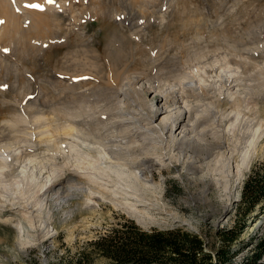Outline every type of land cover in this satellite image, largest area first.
Here are the masks:
<instances>
[{"label": "rangeland", "instance_id": "obj_1", "mask_svg": "<svg viewBox=\"0 0 264 264\" xmlns=\"http://www.w3.org/2000/svg\"><path fill=\"white\" fill-rule=\"evenodd\" d=\"M132 3L136 8L125 9V4L133 6ZM145 3V0H55L50 10L38 9L44 16L37 22L38 28L28 29L27 38L11 37L13 41L0 38V126H7V120L22 110L21 105L31 101H38L39 107L51 110V106H61L62 101L71 98H85L89 103L113 98L112 106L120 119L132 128L145 130L135 143L138 151L144 149L138 153L140 160L147 154L163 166L160 171L155 165L154 180L159 185L151 187L144 185L138 176L146 168L138 165V161L131 166L133 173L123 162L108 163L144 199L138 201L141 205L137 208L149 210L150 217L145 222H140L133 211L111 198L114 182L109 184L104 196L89 194L87 186L77 189L79 184H75L83 173L66 171L62 180L71 190L62 199L52 197L54 216L49 234L36 223L39 228L32 232L36 234L35 239L21 250L14 224L3 221L6 215L17 213L5 210L0 214V264H52L75 258L84 249L90 252L91 264H107L108 259L91 249L89 241L126 218L134 219L143 227L184 225L200 232L212 244H218L215 228L233 222L235 205L249 171L239 175L238 162L251 156V163L264 158V134L256 145L251 144L256 120L253 126L249 125L252 127L237 121L236 135L228 133L232 121L229 118L218 132L209 128V134L202 138L197 134L187 135L204 146L210 142L199 153L179 144L184 135L179 127L173 128L172 133L148 131L147 114L152 103L163 107V95L172 85L180 84V75L193 72L199 66L201 55L214 48L213 44L221 46L226 38L231 47L235 41L243 43L242 38L248 33L256 34L255 38L257 33L261 34L263 44L264 0H154L149 13L144 15L137 10V5ZM97 4L101 5L100 9L95 8ZM116 8L119 14L115 15ZM213 20L215 26L224 23L228 29L215 28ZM213 34L217 38L209 42ZM257 66H264V61L259 60ZM253 71L254 66L248 67V74ZM217 73L220 69L210 75L217 79ZM213 83L217 82L213 80ZM232 85L224 86L221 97ZM204 102L207 101L199 104ZM170 104L174 111L184 106L182 99L176 103L172 100ZM168 112L161 111L153 118V124L161 123ZM107 116L111 113L105 112L101 118ZM121 137L122 134L114 138V143L118 144ZM97 165H91L90 171L100 177ZM146 170L151 178L152 173ZM47 175V172L40 173L43 180ZM109 175L118 180L113 171ZM118 198L124 200L123 196ZM262 231L264 211L249 220L233 247H239L255 232ZM250 245L244 244L233 259H243ZM206 249L213 251L209 245Z\"/></svg>", "mask_w": 264, "mask_h": 264}, {"label": "bare ground", "instance_id": "obj_2", "mask_svg": "<svg viewBox=\"0 0 264 264\" xmlns=\"http://www.w3.org/2000/svg\"><path fill=\"white\" fill-rule=\"evenodd\" d=\"M145 1V4L137 5V10L144 15L154 0ZM132 4L133 6L125 4V9L136 8L134 3ZM30 5H39L41 8ZM54 5L55 0H0V38H10L11 41L16 39V36L27 38L28 29H36L37 22L44 16H41L38 9L50 10ZM97 5L95 8L100 9L101 5ZM204 13L203 11V18ZM116 14H119L118 9ZM212 23L215 26L214 20ZM218 27L228 29L224 23L215 26ZM216 35L213 34L209 42H212L214 37L216 39ZM247 35L242 38L243 43L235 41L230 47L228 40L224 38L221 46L213 44L214 48L205 51V54L201 55L199 66L194 68L193 72L180 75V84L172 85L165 96L163 95L165 104L162 108L151 104V111L147 114L149 126L146 129L150 132L159 130L163 134L165 130L172 133L173 128L179 127L184 133L183 138L178 141L179 144L202 153V147L205 149L210 142L204 146L187 135L197 134L198 138H202L209 134V128L218 132L219 127H222L228 118L232 120L228 133L236 135L239 130L237 121L245 122L246 126H253L256 120L254 125L257 127L253 129L251 140V144L256 145L264 134V66H257L259 60L264 61V43H260L261 34L257 33L256 38V34ZM251 66H254V71L248 74V67ZM218 69L220 73H217L216 79L210 72ZM213 80L217 83H213ZM229 84L233 85L227 88L228 92L221 97L224 86ZM189 97H192V100H189ZM112 99H98L89 103L85 98H71L62 101L61 106H51V110L39 107L38 101H28L29 103L21 105L22 110L12 115V120H7V126H0V214L5 210H14L17 213L6 215L3 221L14 224L18 234L17 244L21 250L35 239L36 234L32 233L34 229L40 226L43 232H49V224L54 216L51 199H62L65 193L71 190L68 189L70 186L66 188L67 184L62 180L69 170L76 174L83 173L79 181L75 182L79 184L77 189L87 186L89 194L103 195L108 193L109 184L114 182V188L110 190L114 196L111 197L113 200L133 211L140 222H145L147 217H150L149 210L137 208L141 205L138 201L144 199H140L132 185L123 181V174L111 168L108 163L123 162L133 173L131 166L138 161V165L148 168L152 173L150 178L145 168L143 173L138 175L144 185L151 187L159 185L154 180V171L157 170L155 165H158L160 171L163 166L153 162L147 154L140 160L139 151L144 149L140 148L142 150L138 151L139 146L135 143L145 130L140 127L132 128L122 120L123 118L120 119V115L114 112ZM179 99H182L184 106L174 111L170 102L173 100L176 103ZM203 101L207 102L200 105L199 102ZM97 108H102V111H96ZM163 110L169 111L168 116L164 117L161 123L153 124V118ZM97 112L111 113V116L101 118L103 114H99V117ZM118 133L122 134V140L115 144L114 138L121 136ZM61 159L62 163H59ZM251 159L252 156L238 162V174H244ZM96 164H99L97 171L101 174L100 177L90 171L91 165ZM109 171H113L118 180L112 178ZM42 172L48 174L45 180L40 177ZM118 195L123 196L124 200H119ZM36 223L39 224L38 227Z\"/></svg>", "mask_w": 264, "mask_h": 264}, {"label": "trees", "instance_id": "obj_3", "mask_svg": "<svg viewBox=\"0 0 264 264\" xmlns=\"http://www.w3.org/2000/svg\"><path fill=\"white\" fill-rule=\"evenodd\" d=\"M235 211L229 226L215 228L218 244L209 243L200 232L184 225L143 227L132 218L111 225L89 244L108 259L107 264H263L264 231L255 232L237 248L233 242L249 220L264 211V158L251 163ZM244 244H251L250 251L235 261L233 257ZM208 245L213 251L206 249ZM52 264H91L90 252L84 249L75 258Z\"/></svg>", "mask_w": 264, "mask_h": 264}, {"label": "snow or ice", "instance_id": "obj_4", "mask_svg": "<svg viewBox=\"0 0 264 264\" xmlns=\"http://www.w3.org/2000/svg\"><path fill=\"white\" fill-rule=\"evenodd\" d=\"M30 7H39V5H30Z\"/></svg>", "mask_w": 264, "mask_h": 264}, {"label": "water", "instance_id": "obj_5", "mask_svg": "<svg viewBox=\"0 0 264 264\" xmlns=\"http://www.w3.org/2000/svg\"><path fill=\"white\" fill-rule=\"evenodd\" d=\"M250 164H251V162L249 163L248 169L250 168ZM164 227H167V226H164ZM161 228H163V227H161Z\"/></svg>", "mask_w": 264, "mask_h": 264}]
</instances>
